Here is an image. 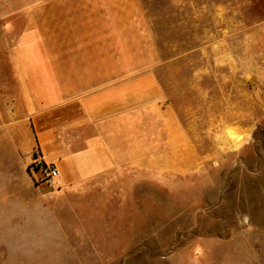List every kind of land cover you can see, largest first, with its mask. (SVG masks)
<instances>
[{
  "label": "rangeland",
  "instance_id": "obj_1",
  "mask_svg": "<svg viewBox=\"0 0 264 264\" xmlns=\"http://www.w3.org/2000/svg\"><path fill=\"white\" fill-rule=\"evenodd\" d=\"M137 3L139 57L194 159L59 194L39 189L34 150L21 138L17 154L0 128L15 180L0 194V264H264V0ZM34 5L0 0V91L13 88L22 31L35 21L48 45L50 12L65 4L25 18Z\"/></svg>",
  "mask_w": 264,
  "mask_h": 264
},
{
  "label": "crops",
  "instance_id": "obj_2",
  "mask_svg": "<svg viewBox=\"0 0 264 264\" xmlns=\"http://www.w3.org/2000/svg\"><path fill=\"white\" fill-rule=\"evenodd\" d=\"M30 1L35 5L24 11L25 18L36 20L45 0ZM49 2L65 4L50 12L49 44L35 21L22 31L11 65L13 88L0 91L7 119L0 128L8 131L14 151L23 155L22 138L30 156L38 150L55 165L59 194H92L103 178L138 170L153 174L192 161L153 63L139 57L137 0ZM10 112L16 121L9 120ZM15 129L22 133L11 135ZM8 170L9 160L1 155L0 194L15 182Z\"/></svg>",
  "mask_w": 264,
  "mask_h": 264
},
{
  "label": "built area",
  "instance_id": "obj_3",
  "mask_svg": "<svg viewBox=\"0 0 264 264\" xmlns=\"http://www.w3.org/2000/svg\"><path fill=\"white\" fill-rule=\"evenodd\" d=\"M28 171L34 176V181L39 189L44 190V187L53 189L58 186V178L60 175L58 168L46 162L38 150L33 151L31 161L28 165Z\"/></svg>",
  "mask_w": 264,
  "mask_h": 264
}]
</instances>
